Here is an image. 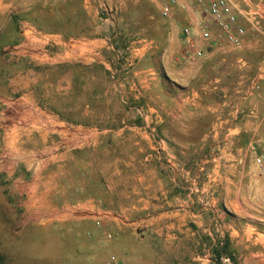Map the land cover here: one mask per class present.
<instances>
[{
  "label": "rangeland",
  "instance_id": "1",
  "mask_svg": "<svg viewBox=\"0 0 264 264\" xmlns=\"http://www.w3.org/2000/svg\"><path fill=\"white\" fill-rule=\"evenodd\" d=\"M167 1L90 0L85 9L84 0H0V264H97L100 247L119 264L122 249L138 248L139 231L115 224L143 215L107 211L130 201L139 131L165 127L171 141H195L212 123L207 109L241 110L234 122L264 111V0H247L259 14L244 22L242 46L204 43L202 57L188 62L182 30L200 16L163 17ZM179 109L190 133L154 118ZM151 140L165 137L155 130ZM259 143L233 151L208 139L200 150L171 154L189 165L200 160V168L224 155V170L241 171L250 160L247 171L258 180L249 148ZM190 256L179 258L192 264Z\"/></svg>",
  "mask_w": 264,
  "mask_h": 264
},
{
  "label": "crops",
  "instance_id": "2",
  "mask_svg": "<svg viewBox=\"0 0 264 264\" xmlns=\"http://www.w3.org/2000/svg\"><path fill=\"white\" fill-rule=\"evenodd\" d=\"M88 1L84 0L85 9L89 5ZM175 1L171 9L174 19H190L191 23L195 22L191 1ZM37 17V21L44 18L42 13ZM57 36L62 37L60 34ZM203 44L200 41V46ZM215 52L214 49L212 56ZM167 60L171 62V59L166 58L168 66ZM155 74L156 69L148 72V75ZM154 112L157 123L180 124L183 127L179 133H190L193 124L190 126L179 122L183 118L181 109L166 114L164 120L158 116L157 111ZM238 112L242 113L239 109L233 113L218 109L204 111L203 114H209L212 118V123L202 131L201 139L199 136L195 141H171L166 136L165 127L159 130L155 128L165 137V140L159 142L151 140L154 129L148 133L139 131L138 140L133 143L137 160L133 163L132 175L128 177L133 183L126 196L130 201L107 211L143 215L132 224H115L119 231H139L135 237L138 248H132L131 253L127 247L122 249L118 255L119 264H190L179 258L181 253L189 252L192 264H214V261L207 260V254L223 242L233 256V264H264V169L261 170L260 178L254 180L251 172L247 171L251 168L250 160L249 166L245 161L241 171L235 165L227 171L222 161L224 155L205 159L200 168V160L197 164L189 165L171 154L176 149L200 150V146L208 144V139L212 140L210 147L222 143L223 150L231 148L233 151L247 148L253 139H257L264 150V111L259 115L246 114L234 122ZM229 119L233 120L227 125ZM197 127L200 134V125ZM142 150L146 153H141ZM153 247L158 256H154ZM99 251L100 257L94 262L109 264V248L100 247ZM168 252L172 253L171 257H161V253Z\"/></svg>",
  "mask_w": 264,
  "mask_h": 264
},
{
  "label": "built area",
  "instance_id": "3",
  "mask_svg": "<svg viewBox=\"0 0 264 264\" xmlns=\"http://www.w3.org/2000/svg\"><path fill=\"white\" fill-rule=\"evenodd\" d=\"M194 1L196 5L200 7V12L196 9L195 5L191 10L194 14H199V23H196L194 28L186 27L182 30V37L188 46V50L185 52V60H187V62L194 58H200L203 55L201 46H194L192 43L194 33L199 37L202 43H208L212 47H220L222 43L232 47H240L245 43L247 32L244 22L249 20L248 15L259 14V12L252 13L250 11L247 0ZM175 4V0H168L165 2L161 10L162 16L169 17L171 15V9ZM241 6L247 8V14L241 10ZM249 151L254 157V164L263 170V147L251 145ZM222 261L225 264H232L227 257H222ZM113 262H115L114 259H111L110 263Z\"/></svg>",
  "mask_w": 264,
  "mask_h": 264
},
{
  "label": "trees",
  "instance_id": "4",
  "mask_svg": "<svg viewBox=\"0 0 264 264\" xmlns=\"http://www.w3.org/2000/svg\"><path fill=\"white\" fill-rule=\"evenodd\" d=\"M39 22V21H38ZM213 253L217 256V257H227L229 258V260L233 263V256L231 255V253L228 251L227 249V245L223 242L221 245H218Z\"/></svg>",
  "mask_w": 264,
  "mask_h": 264
}]
</instances>
